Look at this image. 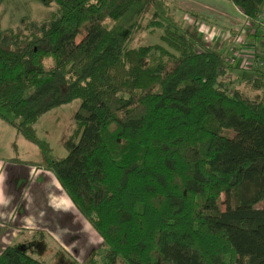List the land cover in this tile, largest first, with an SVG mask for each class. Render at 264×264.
<instances>
[{"label": "trees", "instance_id": "1", "mask_svg": "<svg viewBox=\"0 0 264 264\" xmlns=\"http://www.w3.org/2000/svg\"><path fill=\"white\" fill-rule=\"evenodd\" d=\"M42 1L58 10L0 31V119L102 239L87 264H264V96L232 89L228 56L179 24L153 19L159 43L128 48L116 24L150 0ZM231 2L249 19L264 6ZM75 100L55 157L35 125ZM35 249L17 242L0 264H47Z\"/></svg>", "mask_w": 264, "mask_h": 264}, {"label": "rangeland", "instance_id": "2", "mask_svg": "<svg viewBox=\"0 0 264 264\" xmlns=\"http://www.w3.org/2000/svg\"><path fill=\"white\" fill-rule=\"evenodd\" d=\"M139 2L116 24V28L120 33H130L127 42L128 48L159 43L163 30L147 27L153 19H159L168 24H179L185 30L192 31L193 27L188 24L190 23L189 18L192 16L190 13L193 12L202 14L200 22L207 23L209 27L215 29L219 26L218 23L229 20L226 16H223V12L229 14L232 19L240 17L229 0H154L153 2L150 0L147 10L143 13L140 11V8L143 7L142 3L138 5ZM57 10L58 7L55 3L45 4L42 0H4L0 4V31L15 30L22 26L23 20L39 22ZM196 19V16H193L194 24H196ZM107 22L111 26L114 24L112 20ZM221 29L223 32L227 30ZM221 35L223 36L225 33ZM230 48H233V46ZM225 54L229 55L230 51ZM228 66L231 67L228 73L229 78L233 81L232 89H241L251 98H255L257 95L264 96L263 90L256 91L251 82H248V80L257 78V71L244 72L239 70L236 65L230 64ZM80 106L81 100H75L57 107L44 115L35 125L37 135L41 140L49 143L55 157L61 158L68 154L64 142L74 134L77 128L75 115ZM7 124L3 126L9 127L10 131L14 132L15 128ZM10 131L0 133V151L5 154L13 153L7 142ZM74 209L65 214L66 217L68 215L69 219L72 220L66 230H57L56 239L47 241L48 246L46 242L40 240L42 246H37V249H35V252L40 254L39 257L47 264H87L93 251L104 253L102 239L78 210ZM58 238L60 243L57 241ZM56 241L62 248L56 247L54 244ZM61 250L63 253H59ZM75 260L78 262H73Z\"/></svg>", "mask_w": 264, "mask_h": 264}, {"label": "crops", "instance_id": "3", "mask_svg": "<svg viewBox=\"0 0 264 264\" xmlns=\"http://www.w3.org/2000/svg\"><path fill=\"white\" fill-rule=\"evenodd\" d=\"M234 7L240 17L232 19L223 12L229 20L218 23L216 29L201 23L202 14L198 12L190 13L192 16L188 25L209 47L220 48L223 53L230 51L228 58L236 56L230 48L234 44L241 51V57H249L254 52L252 37L242 11ZM193 16L197 18L196 24L193 23ZM220 27L227 30L223 32ZM222 33L225 35L220 36ZM237 67L243 69L240 65ZM6 124L0 119V133L10 131L9 127L3 126ZM7 142L13 153L0 151V253L17 242H31L40 247L41 240L48 246L47 241L54 240L57 230H66L72 223L65 214L76 207L57 177L38 164L42 161V154L36 145L24 139L15 129L10 131ZM57 241L60 243L59 238ZM57 241L53 243L60 248Z\"/></svg>", "mask_w": 264, "mask_h": 264}, {"label": "built area", "instance_id": "4", "mask_svg": "<svg viewBox=\"0 0 264 264\" xmlns=\"http://www.w3.org/2000/svg\"><path fill=\"white\" fill-rule=\"evenodd\" d=\"M243 13V12H242ZM246 19V26L249 28L253 43V54L249 57H241V51L237 45H233V52L236 56L227 57V63L232 65H240L243 69L248 71L258 70L264 74V6L262 7L257 18L249 19L243 13ZM209 35H212L210 33Z\"/></svg>", "mask_w": 264, "mask_h": 264}]
</instances>
